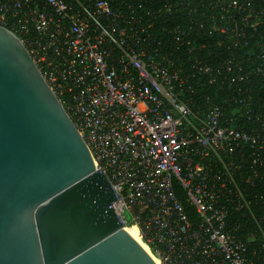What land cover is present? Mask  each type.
I'll return each mask as SVG.
<instances>
[{
  "label": "built area",
  "instance_id": "1",
  "mask_svg": "<svg viewBox=\"0 0 264 264\" xmlns=\"http://www.w3.org/2000/svg\"><path fill=\"white\" fill-rule=\"evenodd\" d=\"M0 27L158 264H264V0H0Z\"/></svg>",
  "mask_w": 264,
  "mask_h": 264
},
{
  "label": "water",
  "instance_id": "2",
  "mask_svg": "<svg viewBox=\"0 0 264 264\" xmlns=\"http://www.w3.org/2000/svg\"><path fill=\"white\" fill-rule=\"evenodd\" d=\"M19 39L0 27V264H158Z\"/></svg>",
  "mask_w": 264,
  "mask_h": 264
},
{
  "label": "trees",
  "instance_id": "3",
  "mask_svg": "<svg viewBox=\"0 0 264 264\" xmlns=\"http://www.w3.org/2000/svg\"><path fill=\"white\" fill-rule=\"evenodd\" d=\"M118 1V0H117ZM114 4V3H113ZM174 193H175V196L177 198V200L180 202V204L183 206L185 212L187 213L188 217L193 221V222H196V215H195V212H194V209L193 207H191L187 201H186V198H185V195L183 193V191L175 186L174 187Z\"/></svg>",
  "mask_w": 264,
  "mask_h": 264
},
{
  "label": "bare ground",
  "instance_id": "4",
  "mask_svg": "<svg viewBox=\"0 0 264 264\" xmlns=\"http://www.w3.org/2000/svg\"><path fill=\"white\" fill-rule=\"evenodd\" d=\"M131 230H132V232L137 236V238L140 240V238H139V235H138V230H137V228L135 227V226H128Z\"/></svg>",
  "mask_w": 264,
  "mask_h": 264
}]
</instances>
